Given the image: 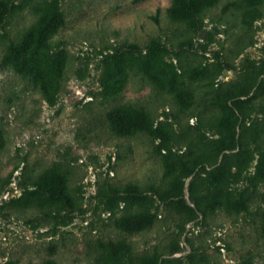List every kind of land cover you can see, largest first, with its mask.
<instances>
[{
  "label": "rangeland",
  "instance_id": "obj_1",
  "mask_svg": "<svg viewBox=\"0 0 264 264\" xmlns=\"http://www.w3.org/2000/svg\"><path fill=\"white\" fill-rule=\"evenodd\" d=\"M20 1L0 14V264H102L100 240L130 245L119 264L154 252L163 264H264V0H6L7 8ZM57 10L64 23L43 34L32 71L18 73L4 60L9 38ZM256 81L239 109L226 105ZM139 108L149 126L111 131L110 110ZM231 141L187 172L203 148ZM52 165L74 207L10 202ZM126 184L138 192L118 191ZM190 186L203 199H243L248 211L208 208L186 221L173 201L192 205ZM140 210L154 214L151 224L116 227Z\"/></svg>",
  "mask_w": 264,
  "mask_h": 264
},
{
  "label": "trees",
  "instance_id": "obj_2",
  "mask_svg": "<svg viewBox=\"0 0 264 264\" xmlns=\"http://www.w3.org/2000/svg\"><path fill=\"white\" fill-rule=\"evenodd\" d=\"M260 0H247L248 3H254ZM25 4L20 1L13 8H7L6 0H0V14L7 9L8 13H13L15 10ZM177 18L188 20L185 13L178 14ZM64 23L63 12L57 10L54 16L50 18L48 13L40 12L36 21L23 32L16 40L9 38L4 54L5 61H12L14 69L20 74H26L32 71V62L37 53L45 45L43 34L56 24ZM260 82L256 81L252 86L245 87L234 92L226 101L227 106H231L233 110L239 109L242 96H249L253 89H259ZM181 101V98H179ZM242 117V122H243ZM150 118L144 108L134 109L130 112L119 109H112L108 112L109 128L117 135H123L129 131L141 130L149 126ZM152 123V121H151ZM150 123V124H151ZM235 141L231 144L221 147L203 148V154L200 157L192 158L186 165L187 172L191 173L195 169L204 168L206 164H210L212 160H217L218 156L225 148L235 147ZM173 187V186H172ZM138 187L126 184L118 191H135L138 192ZM154 193L158 194L161 200H165L170 195H163L156 188H151ZM171 190V187L168 191ZM189 198L192 205L185 199L173 201L179 204L185 212V220H195L200 216H204L208 208L223 207L233 212L248 211L247 202L243 199H236L230 196L219 197L214 194L201 197L195 189L189 187ZM14 205L34 203L42 206L54 207L56 211H62L66 208L75 206L74 201L67 192L66 175L59 169L58 166L52 165L41 174H39L30 185L25 186L20 195L10 199ZM111 207V206H110ZM110 210V209H107ZM154 214L150 210H140L134 214L123 215L115 220V225L121 230H136L141 229L152 223ZM98 249L101 255L102 264H119L116 258L117 252L122 249H127L130 252V245L124 240H108L98 242ZM162 253L154 252L149 255L133 256L129 254L128 264H163L165 258H162ZM45 264H50L49 261Z\"/></svg>",
  "mask_w": 264,
  "mask_h": 264
}]
</instances>
